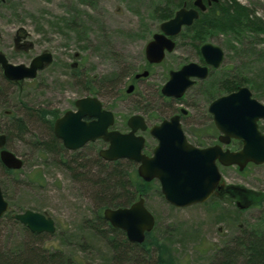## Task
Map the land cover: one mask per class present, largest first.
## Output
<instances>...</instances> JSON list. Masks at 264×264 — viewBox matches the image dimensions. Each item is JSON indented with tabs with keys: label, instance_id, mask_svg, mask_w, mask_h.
I'll list each match as a JSON object with an SVG mask.
<instances>
[{
	"label": "rangeland",
	"instance_id": "1",
	"mask_svg": "<svg viewBox=\"0 0 264 264\" xmlns=\"http://www.w3.org/2000/svg\"><path fill=\"white\" fill-rule=\"evenodd\" d=\"M185 1L190 0L183 3ZM237 1L264 21V0ZM167 2L0 0V53L14 65L29 66L33 58L46 52L52 53L54 58L35 79L21 83L7 80L0 66V122L11 126L9 117L14 115L25 119L28 126L22 135L18 131L9 135L4 131L0 133V150L12 151L24 162V167L16 174L6 173L0 162V184L9 210L13 215L26 210L41 212L52 218L57 228L53 235H41L34 248L58 250L72 263L103 264L111 258L106 241L90 230L97 226L93 222L96 207L91 180L97 177L96 158L103 160L98 152L107 144L89 143L75 152L77 155L61 149L45 154L35 146L37 140H47L49 135L37 113L41 117L42 112L51 111L60 117L66 111L75 110V102L89 96L85 82L100 83L120 76L118 89L123 90L125 96L119 97L114 92L98 97L115 113L114 127L123 132L129 130L125 122L133 115H143L152 126L180 108L188 109L189 115L182 119V125L195 145L198 135L208 133V145L219 135L208 112L210 102L204 91L208 83L221 75L248 78L255 89L250 84L244 86L264 105V34L245 36L241 43L229 33L211 39L210 43L224 50L223 64L212 78L197 81L182 102L171 106L158 101L155 89L167 82L170 70L190 62L201 63L191 36H181L175 51L168 53L161 64L153 66V75L137 82L132 94L126 93L125 82L132 74L145 69L146 45L160 29L161 22L154 9L163 8ZM47 118L52 120L50 115ZM260 126L264 127V121ZM140 134L146 137L152 149L156 146L157 141L149 131ZM230 147L236 150L241 145ZM76 160L79 166L91 169V176L86 169L73 164ZM66 161L72 162L71 168L61 163ZM219 169L225 185L245 189L250 196L264 193V164H250L243 172L236 166L220 165ZM144 199L156 218L155 237L172 246L177 264H207L216 249L232 242L242 230L250 226H261L264 230V205L252 206L248 200L215 196L204 204L176 208L166 201L158 181L152 184ZM31 240L21 223L12 224L8 218L0 221V255L5 260L15 258L13 251L21 245L27 246Z\"/></svg>",
	"mask_w": 264,
	"mask_h": 264
},
{
	"label": "water",
	"instance_id": "2",
	"mask_svg": "<svg viewBox=\"0 0 264 264\" xmlns=\"http://www.w3.org/2000/svg\"><path fill=\"white\" fill-rule=\"evenodd\" d=\"M216 2L218 0H194L193 7L188 8L185 4L172 18L162 22L160 32L154 34L146 45L147 61L150 64H160L167 52L174 51L176 43L173 39L184 27L192 26L200 18V13ZM200 52L205 65L191 62L179 70L170 71L169 79L161 90L164 96L181 99L195 84V79H206L209 67L219 68L224 60L223 49L212 43L203 44ZM53 60V55L46 52L33 58L29 66L14 65L0 53L4 76L12 82L36 78L38 72ZM147 75L148 72L145 71L136 78ZM132 90L133 86H130L128 92ZM75 104L76 111H67L54 123V135L62 142L63 147L69 151H77L89 142L103 140L108 144L106 149L99 152L103 160H129L137 163L139 177L145 182L158 180L164 198L176 208L202 204L215 192L223 193L219 165L237 166L242 172L248 164H264V133L259 129V122L264 120V105L253 98L251 90L245 86L215 99L208 107L214 125L220 132L218 144L199 148L189 142L181 123V114H188L183 108L180 114L150 128L151 136L158 142L151 156L143 152L145 137L138 135L139 131L148 130L143 116L130 117V131L122 133L110 130L115 123V116L111 111L103 109L98 98L84 97ZM232 140L241 141L242 148L238 151L224 149ZM0 160L10 170H20L24 166L22 159L7 149L0 151ZM8 209L9 204L0 186V218ZM15 217L31 233L53 235L56 232L55 221L42 213L26 210ZM104 218L113 228L124 231L128 241L135 244H142L146 234L155 226V217L146 207L144 198L129 207L107 208L104 210Z\"/></svg>",
	"mask_w": 264,
	"mask_h": 264
},
{
	"label": "trees",
	"instance_id": "3",
	"mask_svg": "<svg viewBox=\"0 0 264 264\" xmlns=\"http://www.w3.org/2000/svg\"><path fill=\"white\" fill-rule=\"evenodd\" d=\"M167 1V4L163 8L156 6L154 9L156 18L160 22L172 18L176 8L178 9L184 4L192 6L191 0L185 1V3H183L184 0ZM228 33L232 34L241 43L245 36L264 34V21L253 10L242 5L237 0H219L206 13H202L201 17L191 27L184 28L181 36L190 35L192 44L199 53L202 44L208 43L215 36ZM200 61L201 63L203 62L201 56ZM216 71L214 69L210 71L211 78ZM77 74L79 73L77 72ZM119 82L120 76L109 77L100 83L87 81L85 82V92L89 96L96 97H101L108 93L112 94L117 91ZM248 84L255 89L254 84L248 78L244 77L240 79L237 75L232 77L229 75L222 77L221 75L218 79L207 84L204 95L207 101L211 102L219 96L235 92L239 87ZM112 89L113 92L111 91ZM160 89V86L155 89L156 96L159 98L158 101L172 106L173 102L161 96ZM118 94L119 92L117 91L116 95ZM122 96L125 95L122 94ZM42 113L41 117L39 113H37V116L42 119L44 129L49 131V135L47 140H37L35 146L45 154L57 153L58 149H61L62 152L66 151L61 141L53 133V125L59 115H53L51 111H48L49 114L45 113V111ZM48 115L52 116V120L47 118ZM9 120L11 126L7 125V127L0 122V133L7 132L9 135L18 131L19 135L25 134L28 129L25 119L13 115L9 117ZM1 128L5 129L2 130ZM260 128L264 132V127L260 126ZM207 136L208 133H205L203 136L198 135L197 145L205 146L207 144ZM150 149V144L147 143L145 152H149ZM75 154L77 155L78 153ZM96 160L95 168L98 172L97 177L95 176L96 178L91 180V185L94 189L96 207L93 222L97 226H93L90 230L95 232L96 235H100L108 244L111 258L110 260H105L103 264H177L173 249L171 248L172 246L168 243H163L158 236V238L155 237L156 227L152 232L146 234V239L142 244H135L128 241L125 232L112 228L103 216L106 208L127 207L140 197L147 196L155 181L151 183L144 182L137 173V165L133 162L126 160L105 162L99 160L98 157ZM61 163L65 166L68 165L70 168L73 164H77L78 167L86 169L87 175L91 176V169L86 166H79L77 160L72 165H70L72 162L68 161ZM3 169L9 174L18 173V171H11L5 167ZM76 170H79V168ZM2 191L4 197L7 199L3 188ZM247 193L249 192H245V195L247 200L252 203V206L260 207L264 205V193L251 194V196ZM7 218L12 224H19L15 219V215L10 210L0 218V221ZM261 228V226L258 228L250 226V229L246 228L244 231L242 230L232 242L216 249L215 255H213L207 264H264V230H261ZM25 230L29 237L32 238L31 243L27 246L21 245L16 251H13L15 258L9 261L0 255V264H82L78 261L72 263L71 260L69 261V257L63 256L58 250L50 252L48 249L34 248L35 241L41 238L43 234L31 233L26 227Z\"/></svg>",
	"mask_w": 264,
	"mask_h": 264
},
{
	"label": "flooded vegetation",
	"instance_id": "4",
	"mask_svg": "<svg viewBox=\"0 0 264 264\" xmlns=\"http://www.w3.org/2000/svg\"><path fill=\"white\" fill-rule=\"evenodd\" d=\"M191 7V6H190ZM154 35V34H153ZM179 37H181V33H180V35H179ZM152 38H153V36H152ZM177 38L178 37H176V38H174L173 40L175 41V43H176V46H175V49H176V47H177ZM152 40V39H151ZM150 40V41H151ZM202 46V45H201ZM201 46H200V48H201ZM175 49H174V51H175ZM173 51V52H174ZM170 53H172V52H170ZM198 53V52H197ZM168 54V53H167ZM166 54V55H167ZM198 55L199 56H201L202 57V55H201V52H200V50H199V53H198ZM145 57H146V55H145ZM166 58V57H165ZM202 59H203V57H202ZM146 62H147V64H146V66H145V69L142 71V72H139V73H135V74H132L131 76H129V79L125 82V84H127L128 85V88L126 89V93L127 94H132L134 91H135V86H136V83L137 82H139L141 79H145V78H148V77H151L152 75H153V66H156V65H159V64H150L148 61H147V59H146ZM161 64V63H160ZM198 64H200V65H205V61L203 60V62L202 63H198ZM180 69V68H179ZM179 69H177V70H179ZM212 69H214L213 67H209V74H210V71L212 70ZM145 71H147L148 72V75L146 76V77H139V78H136V76L138 75V74H141V73H143V72H145ZM170 71H172V70H170ZM170 71H169V74H170ZM169 79V78H168ZM168 81V80H167ZM197 81H199V79H195V84L197 83ZM195 84H194V86H195ZM130 86H133V90L131 91V92H128V89L130 88ZM164 86V85H163ZM163 86H160L161 87V89H160V93H161V96L162 97H164V98H166V99H169L171 102H177V103H179V102H182L183 100H184V98H185V95H186V93H187V91H186V93L184 94V96L181 98V99H175V98H172V97H166V96H164L163 94H162V87ZM117 91L119 92V94L118 95H121V97H123L122 96V94H124L123 93V90H121V89H118V87H117ZM116 91V92H117ZM120 97V96H119ZM98 99L100 100V102L102 103V106H103V108L104 109H107V110H109L110 108H107L105 105H104V103H103V101L98 97ZM76 110V109H75ZM180 110H181V108L180 109H178V111H176L173 115H176V114H180ZM115 114V113H114ZM140 115V114H139ZM172 115V116H173ZM189 115V113L187 114V115H182L181 114V122H182V119L184 118V117H187ZM141 116H143V115H141ZM172 116H170V117H172ZM144 117V116H143ZM169 117V118H170ZM168 118V119H169ZM129 119V118H128ZM128 119L126 120V122H125V125L128 127ZM144 119H145V121H146V123H147V125H148V127H151L150 125H149V123H148V120L144 117ZM166 119V118H165ZM87 121H90V119H86ZM153 126V125H152ZM119 131H121V130H119ZM121 132H123V131H121ZM126 132H129V131H125V132H123V133H126ZM145 132H147V131H145ZM185 132V131H184ZM142 133H144V132H142ZM150 134V133H149ZM186 134V133H185ZM143 135V134H142ZM219 136H220V133H219V135L217 136V138H215V140H213L214 142L211 144V145H215V144H217V143H219ZM155 139V138H154ZM213 139V138H212ZM156 140V139H155ZM157 145V144H156ZM205 146H210V145H208V144H206ZM205 146H199V147H205ZM155 148V147H154ZM154 148L152 149H150L149 150V152H148V154L149 155H152L153 154V150H154ZM225 185V184H224ZM225 187V186H224ZM227 187V186H226ZM234 188H231V189H228V188H223V193L222 194H228V195H235V194H238V197H235V198H237L238 200H246L247 201V197L246 196H243L242 194H240V193H233V191H236V189H234ZM233 190V191H232Z\"/></svg>",
	"mask_w": 264,
	"mask_h": 264
}]
</instances>
